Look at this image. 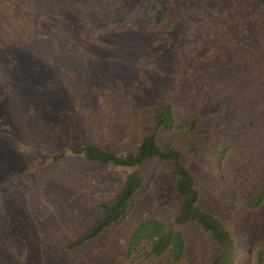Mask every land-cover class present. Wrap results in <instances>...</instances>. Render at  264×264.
Wrapping results in <instances>:
<instances>
[{
	"label": "rangeland",
	"instance_id": "1",
	"mask_svg": "<svg viewBox=\"0 0 264 264\" xmlns=\"http://www.w3.org/2000/svg\"><path fill=\"white\" fill-rule=\"evenodd\" d=\"M153 2L169 9L163 27L148 25ZM233 14V0H0V264H211L207 233L171 220L179 199L169 161L137 168L143 186L121 222L65 247L134 169L94 164L68 145L133 151L151 131L144 112L168 96L177 122L198 117L209 138L160 134V145L181 151L197 204L228 227L238 263L257 264L261 249L264 264V201L242 207L264 188V116L245 122L174 77L176 64L183 75L231 44ZM62 151L57 162L46 156ZM148 214L183 232L179 260L149 256L147 245L125 256L130 231Z\"/></svg>",
	"mask_w": 264,
	"mask_h": 264
},
{
	"label": "trees",
	"instance_id": "2",
	"mask_svg": "<svg viewBox=\"0 0 264 264\" xmlns=\"http://www.w3.org/2000/svg\"><path fill=\"white\" fill-rule=\"evenodd\" d=\"M231 44L219 52L208 55L197 64L189 65L182 75L180 64L175 65L174 77L181 82V88L189 95L202 94L204 100L229 109L236 118L245 122L258 123L264 116V0H233ZM168 7L153 2L149 4L150 27H163L168 15ZM123 18L103 23H120ZM168 26L171 20H168ZM182 75V77H181ZM174 103L165 97L162 103L144 112L151 131L141 136L133 151H111L102 145L88 143L83 146L68 145L67 151L81 154L99 165L134 168L126 174L122 185L107 202H101L100 218L74 240L65 244L67 249L82 245L98 236L105 229L121 222L133 206V198L143 186L144 178L137 168L147 161H169V176L173 180L174 191L179 199L178 210L171 217L178 227L189 221L197 223L208 235L215 247L211 264H239L235 239L220 218L204 210L197 204L200 191L187 166L181 162V151L175 147H162L160 134H168L188 140L195 135L208 139L209 130L199 128V118L192 117L177 122L173 111ZM225 148L219 149L223 156ZM65 151L49 153L46 156L57 162ZM264 201V188L243 203L245 211L257 210ZM147 245V254L157 257L167 254L170 259L179 260L185 250L186 240L180 229H171L156 217H141L129 233L125 256L131 257L139 248ZM263 261V250L257 253V264ZM111 264H116L112 260Z\"/></svg>",
	"mask_w": 264,
	"mask_h": 264
}]
</instances>
